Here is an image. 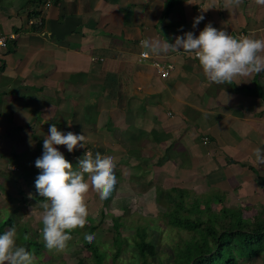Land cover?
I'll return each instance as SVG.
<instances>
[{"label":"crops","instance_id":"obj_1","mask_svg":"<svg viewBox=\"0 0 264 264\" xmlns=\"http://www.w3.org/2000/svg\"><path fill=\"white\" fill-rule=\"evenodd\" d=\"M168 4L0 0V35L18 34L0 49L1 211L10 216L18 208V216L30 217L42 208L35 161L53 124L88 137L87 148L73 152L56 146L74 167L88 150L114 159L113 195L101 200L90 190L89 208L139 194L156 200L161 186L211 195L227 207H264V166L257 167L254 156L257 147L264 148V73L216 84L195 56L151 55L174 66L163 78L151 60L140 57L141 40L164 36L174 43L172 37L189 31L199 36L208 23L234 36L264 38V5L175 0L168 9ZM39 14L41 27L29 26Z\"/></svg>","mask_w":264,"mask_h":264},{"label":"clouds","instance_id":"obj_2","mask_svg":"<svg viewBox=\"0 0 264 264\" xmlns=\"http://www.w3.org/2000/svg\"><path fill=\"white\" fill-rule=\"evenodd\" d=\"M229 3L238 6L241 0H229ZM257 3L264 5V0H257ZM203 19L202 15L194 18L193 28ZM171 39L175 42L171 43L164 36L141 40L140 47L144 49L142 55L147 57L182 52L195 56L205 77L216 84H231L236 78L264 73V38L234 36L208 23L199 36L189 31ZM87 143L86 134L61 132L53 124L49 127V135L44 138L43 154L35 161V166L41 170L36 177L35 187L45 201L42 204L41 235L48 250H65L73 239L71 232L85 227L89 216L87 200L90 190L96 192L101 200H107L117 185L113 157L102 156L99 152L94 156L88 150L74 167L56 147L66 146L68 152H73L78 147L87 148ZM254 156L256 166H264V148L257 147ZM93 238V235H84L88 242ZM35 262V254L18 245L15 226L0 234V264Z\"/></svg>","mask_w":264,"mask_h":264},{"label":"trees","instance_id":"obj_3","mask_svg":"<svg viewBox=\"0 0 264 264\" xmlns=\"http://www.w3.org/2000/svg\"><path fill=\"white\" fill-rule=\"evenodd\" d=\"M174 2L175 0H169L168 9ZM160 194L167 204L163 220L177 233V241L172 247L173 255L168 264H241L243 260L256 262L259 259L264 263V211L246 218L244 214L247 209L241 207L222 206V211L215 212L211 200L204 198V195H192L178 188L161 191ZM36 195L39 200H44L38 191ZM14 213L18 214V211L12 214ZM13 215L5 219L0 214V234L17 224V217ZM112 222L117 233L113 240L115 253L112 264H119L117 260L125 242L120 230L127 223L122 217H113ZM133 226V240L142 264H150L149 259L159 257V251L150 242L151 230L154 228L144 223ZM86 229L87 234L94 237L97 227L86 225ZM25 236L28 237V233L22 226L17 236L18 245L26 247L41 258V245L34 239L29 240V237L25 239ZM81 252L89 253L93 264H106L105 255L94 238L91 242L84 239ZM77 264H88L87 259L79 256Z\"/></svg>","mask_w":264,"mask_h":264},{"label":"rangeland","instance_id":"obj_4","mask_svg":"<svg viewBox=\"0 0 264 264\" xmlns=\"http://www.w3.org/2000/svg\"><path fill=\"white\" fill-rule=\"evenodd\" d=\"M161 187L160 189L158 188L160 193L161 191H164V189H162L163 187ZM196 195L199 194L196 193ZM10 197L13 198L12 196ZM135 197L136 198L134 200H129L128 202L112 200L110 202L104 201L103 203L102 201H99L98 203L96 202L95 204H92L91 208H89V214L92 216V218L87 220L86 225H94L97 227L96 231L94 232V239L96 240L97 245L101 248V252L105 255V263L112 264L113 255L115 253L113 240L117 234L113 226L112 219L114 217L113 215H121L123 219H126L127 225H125V228L120 230L125 242L117 262L119 264H142V260L139 257V252L137 251L135 242L133 240L135 231V227L133 225L141 223H144L145 225L149 224V226L154 228L151 230L152 232L150 242L153 243L159 251V257L149 259L150 264H168L169 261H171L173 255L172 247L177 241V233L171 227L167 226L163 220L167 212V204L162 198V194L159 195L160 200L152 199L147 201L144 200L142 198L143 196L140 194ZM203 197L210 199L211 195H204ZM19 198L22 200L21 196ZM238 203L239 202L236 204ZM2 204L0 203V206H2ZM227 204L229 203L211 201L212 209H214L215 212L222 211V206L227 207ZM31 205L35 206L36 204L33 203ZM230 206L232 205L230 204ZM240 207L247 209V212L244 214V217L246 218L264 211V207H261L260 205H239L232 208ZM26 208L28 207L25 206V209ZM36 209L39 211H36ZM16 210L18 211L20 209L17 208ZM42 210L43 209L39 208L38 206L37 208L33 209L34 212L32 211L33 213L30 217H26L24 215V217L18 216L21 211H19L18 214L14 213L13 215L17 217V224L15 225L17 236L20 228L23 226L27 230L29 240L34 239L41 245L40 247L42 248V257H36L35 264H77L79 256H84L87 259L88 264H93L91 255L89 253L82 254L81 252V246L84 244V235L87 233L86 225L85 228H77L71 232L73 234V239L68 242V246L65 250H48L45 247L41 235L43 228L42 216L44 212ZM8 212L9 211L4 212L0 210L1 216H3L5 219L8 217V214H10V212ZM3 219H1V221ZM10 227L12 228L13 226ZM257 261L253 262L249 260H243L241 261V264H257ZM259 264H264L263 260L259 259Z\"/></svg>","mask_w":264,"mask_h":264},{"label":"built area","instance_id":"obj_5","mask_svg":"<svg viewBox=\"0 0 264 264\" xmlns=\"http://www.w3.org/2000/svg\"><path fill=\"white\" fill-rule=\"evenodd\" d=\"M51 0H45V3H50ZM43 24V20L41 15H37L34 16L33 18H31L29 20V26L33 27L35 25L37 26H41ZM18 39V34L11 32L8 34H2L0 35V49H6L8 48L10 43H13L15 41H17ZM143 52V51H142ZM142 52L140 53V57L142 60H151V64L153 67L156 68V70L158 71L159 75L163 78H169L172 71L174 70V66L172 64H166V63H162L161 61H159L156 58H152V56H143Z\"/></svg>","mask_w":264,"mask_h":264}]
</instances>
